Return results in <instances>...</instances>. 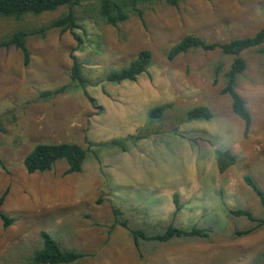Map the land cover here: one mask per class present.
I'll return each instance as SVG.
<instances>
[{
	"label": "rangeland",
	"instance_id": "374dc122",
	"mask_svg": "<svg viewBox=\"0 0 264 264\" xmlns=\"http://www.w3.org/2000/svg\"><path fill=\"white\" fill-rule=\"evenodd\" d=\"M145 7L142 20L130 16L115 27L80 15L73 32L29 36L26 65L15 47L0 48V197L6 192L0 211L14 220L5 228L0 219V264H32L41 232L86 254L75 264H264V226L236 236L254 223L228 214L242 208L264 219L244 182L251 177L264 193V55L258 49L241 55L246 69L236 91L251 116L246 134L230 98L220 94L231 57L195 50L167 59L170 47L187 35L219 43L252 36L264 28V0ZM65 12L0 20V41L21 29L47 27ZM142 50L152 60L137 81L103 80ZM71 57L84 67L91 83L85 89L70 80ZM217 65L222 72L214 85ZM196 106L208 108L212 118L184 121ZM155 107H164V116L148 122ZM130 136L135 139L126 141L125 151L98 146ZM58 143L88 149L81 172L66 174L62 160L45 172H26L23 160L33 147ZM215 149H228L236 158L222 174ZM174 194L182 209L172 218ZM114 208L148 234L170 222L210 226L216 234L209 240L142 242L137 250L125 229L110 230Z\"/></svg>",
	"mask_w": 264,
	"mask_h": 264
},
{
	"label": "trees",
	"instance_id": "16d2710c",
	"mask_svg": "<svg viewBox=\"0 0 264 264\" xmlns=\"http://www.w3.org/2000/svg\"><path fill=\"white\" fill-rule=\"evenodd\" d=\"M181 0H0V20L21 21L27 16L38 17L44 14L53 13L61 8H65L66 12L58 19L53 21L47 27L33 30H18L0 41V48H10L11 46L18 49L22 56L24 64L29 63L30 55L26 47V40L29 36L39 35L41 38L50 29H59L62 32H73L79 28L78 16H89V18L98 19L104 24L115 27L126 22L130 16H135L142 20L145 6H153L158 3H165L171 7H177ZM258 49L264 55V28L260 29L252 36L233 39L228 42H207L203 38L187 35L180 41L170 47L167 53V59L173 60L179 55L188 53L189 51L200 50L203 52L220 51L223 55L232 58V62L228 70L224 73V86L220 90L221 95H227L231 102V111L244 124L245 134L248 132L251 124V116L247 109L245 101L236 91V83L238 78L246 69V63L242 58V53L250 50ZM72 65L70 69V80L82 89L90 86L91 83L84 75V67L78 60L71 57ZM151 54L147 50L137 53L136 57L126 66L110 70L104 74V81L111 84H121L123 82H135L137 79L146 74L151 65ZM222 72V66L217 65L214 71L213 84H218V77ZM62 90L52 93H43L41 97L48 98L56 94L62 93ZM164 107H155L149 111L148 122H154L164 116ZM212 118L210 110L204 106H196L189 109L184 115V121H208ZM145 135L136 137V140L143 139ZM135 139L130 136L125 139H113L106 143H101L99 147H117L122 151L126 150V141ZM88 154V149H83L76 144L58 143V144H37L25 156L23 166L27 173L45 172L50 170L58 161H64L67 164L66 174L81 172L82 166ZM214 159L216 169L219 173L226 172L236 162L233 153L228 149H215ZM3 161L0 157V167ZM245 184L253 191L260 205L264 209V193L249 176L244 177ZM6 192L0 197V207L3 204ZM174 218L182 209L179 202L178 194L173 195ZM228 214L234 218H245L254 226L251 229L235 232L236 236L248 235L255 230L264 226V219L256 218L248 209H230ZM113 223L110 227L119 226L127 231L131 237L133 244L137 250L140 249L141 243L148 244H164L172 241L183 240H209L216 234V230L210 226L201 227L192 225L184 228L174 225L170 222L167 226L148 234L141 228H134L129 222L123 218L119 209L112 210ZM0 219L6 228L13 223V219L5 216L0 211ZM40 247L33 251L32 264H75L84 259L86 254L72 248H64L49 233H40Z\"/></svg>",
	"mask_w": 264,
	"mask_h": 264
}]
</instances>
